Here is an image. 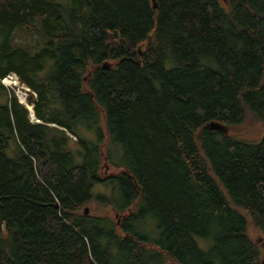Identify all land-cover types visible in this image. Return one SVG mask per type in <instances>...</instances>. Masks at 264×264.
<instances>
[{
	"label": "trees",
	"instance_id": "1",
	"mask_svg": "<svg viewBox=\"0 0 264 264\" xmlns=\"http://www.w3.org/2000/svg\"><path fill=\"white\" fill-rule=\"evenodd\" d=\"M248 118L264 0H0V264H263L264 133L208 127Z\"/></svg>",
	"mask_w": 264,
	"mask_h": 264
},
{
	"label": "rangeland",
	"instance_id": "2",
	"mask_svg": "<svg viewBox=\"0 0 264 264\" xmlns=\"http://www.w3.org/2000/svg\"><path fill=\"white\" fill-rule=\"evenodd\" d=\"M8 89L11 92H14V93H16L17 91H20V92L24 91L23 89H21V86H12V87H8ZM28 94H29V92L26 93L25 100L27 99ZM88 125H91V124H88ZM89 129L93 130V127L89 128ZM263 133H264V125H263V123L257 121L254 118H248V119H246V121L242 125L236 126L234 128H226V134H229L231 136L238 137V138H241V139H244V140H250V141H257L258 139L261 138ZM85 135L92 141L96 140V133L94 131H90L89 134H87V132H86ZM11 148H13L12 144H11ZM109 148H110L112 161L114 163L118 164L120 162V158H121V149H120V147L118 145H116V144H110ZM8 155L12 156V151H8ZM106 169H108V167L106 166V163H104L102 165V168H101V171H100L102 177L107 176V174L105 173ZM109 173L115 175V174L118 173V170H112L111 169V170H109ZM93 191H94V194H100V195L105 196V197H110V196L116 197V192H114L112 194V192H111L109 187L96 185L94 187ZM107 213H109V211ZM111 215H112V217L114 215V218L116 217L114 212H111ZM118 218L119 217H116L115 219H118ZM153 226H154V224H153ZM149 227H152V224L149 225ZM152 228L154 229V227H152ZM152 228H150V229H152ZM252 234H253L254 237L257 235L255 232H253ZM197 242L203 249L206 248L205 244L202 242V240L197 239Z\"/></svg>",
	"mask_w": 264,
	"mask_h": 264
},
{
	"label": "built area",
	"instance_id": "3",
	"mask_svg": "<svg viewBox=\"0 0 264 264\" xmlns=\"http://www.w3.org/2000/svg\"><path fill=\"white\" fill-rule=\"evenodd\" d=\"M4 81H7L6 83H4ZM1 84L8 89V87H12V86H21V89H23L24 91L20 92V91H17L15 94L18 102L22 105H26V100H25V96H26V93L29 92V89L24 86L23 84H21L19 82V79L17 78V76L13 73L7 75L5 78H3L1 80ZM9 90V89H8Z\"/></svg>",
	"mask_w": 264,
	"mask_h": 264
},
{
	"label": "water",
	"instance_id": "4",
	"mask_svg": "<svg viewBox=\"0 0 264 264\" xmlns=\"http://www.w3.org/2000/svg\"><path fill=\"white\" fill-rule=\"evenodd\" d=\"M31 110H32V108H31ZM30 117H31L32 122H35V123L38 122L37 119H35L32 114L30 115ZM208 127L210 128V130L218 131L222 134H226V128L224 126L216 123V122H210L208 124ZM85 213H87V209H85ZM262 259H263V264H264V247H263V258Z\"/></svg>",
	"mask_w": 264,
	"mask_h": 264
},
{
	"label": "bare ground",
	"instance_id": "5",
	"mask_svg": "<svg viewBox=\"0 0 264 264\" xmlns=\"http://www.w3.org/2000/svg\"><path fill=\"white\" fill-rule=\"evenodd\" d=\"M7 81H4V83H6ZM29 109L31 110V107L29 106ZM32 122V121H31ZM39 122V121H38ZM38 122H36V123H38ZM32 123H35V122H32Z\"/></svg>",
	"mask_w": 264,
	"mask_h": 264
}]
</instances>
